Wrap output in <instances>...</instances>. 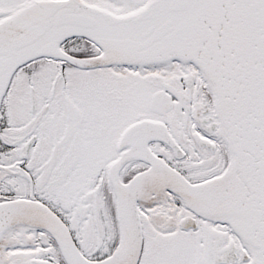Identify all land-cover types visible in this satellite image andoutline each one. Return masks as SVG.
Returning <instances> with one entry per match:
<instances>
[{"label": "snow or ice", "instance_id": "obj_1", "mask_svg": "<svg viewBox=\"0 0 264 264\" xmlns=\"http://www.w3.org/2000/svg\"><path fill=\"white\" fill-rule=\"evenodd\" d=\"M0 264H264V0H0Z\"/></svg>", "mask_w": 264, "mask_h": 264}]
</instances>
